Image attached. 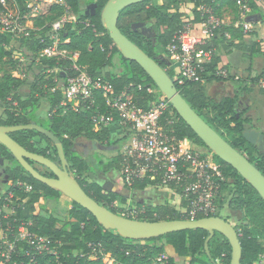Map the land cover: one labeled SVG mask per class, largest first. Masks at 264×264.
I'll return each instance as SVG.
<instances>
[{
	"label": "trees",
	"instance_id": "obj_1",
	"mask_svg": "<svg viewBox=\"0 0 264 264\" xmlns=\"http://www.w3.org/2000/svg\"><path fill=\"white\" fill-rule=\"evenodd\" d=\"M81 1H66L75 20L67 23L63 31V38L69 40L65 48L78 52V64L95 81L109 82L116 94H121L131 84L143 85V90H137L135 96L141 107L148 110L150 103L157 100L158 96L148 94L147 88H157V86L137 62L128 61L120 55L109 31L102 24L101 12L109 0H96L98 8L95 16L91 12L87 14V10L81 8ZM237 1H146L124 9L120 13L118 28L148 56L157 59L191 107L264 175V151H259L257 147L249 144L243 136V131L250 123L247 117L248 110L236 109L241 93L247 90L248 82H240L244 87L238 88L234 94L214 97L207 86L223 83L228 79L220 75L219 56H214L211 63L205 66L204 72L201 73L203 81L183 86L174 80L175 73L169 68L170 61L167 58V48L183 31L185 21L191 16L194 23L202 21L204 16L199 9L205 7L211 9L220 18H223L227 11L232 12V23L222 26L219 32L222 36L219 40H215L214 45L227 43L226 49L233 48L240 51L242 60L249 61L251 70L253 60L264 55V45L262 41L248 40V37L255 34L253 32L245 34L244 28L239 24L242 22V17ZM9 2L14 11L26 14L25 0H9ZM249 5L252 14L247 16L245 21L250 23L248 20L252 16L260 14L264 25V15L254 0H250ZM64 14L63 6L53 5L49 16L38 24L41 29L32 30L31 36L26 39L13 40L9 34H0V105L4 107V113L0 115V126L36 124L38 118L47 120V125L41 126L61 140L70 169L84 191L100 205L118 213L112 205L118 200L126 202L128 196H121L106 189V185H102L100 180L90 179L89 175H97L92 163L76 152V143L80 140L88 143H106L109 146L116 144L108 129L94 130L92 117L96 112L95 109H84L86 105L82 104L81 108L73 110L70 107L71 103L68 107H62L65 98L59 88L61 83L54 81V77L57 76L55 74L48 77L35 75L30 94L22 96L20 91L26 84V78L15 77L4 69L5 63L13 57L16 45L19 52L29 59L30 70L38 66L46 71L54 68L64 70L69 67L68 62L45 60L37 63L36 61L39 53L48 45V40L42 42V39L46 38L51 24L62 18ZM138 23L154 25L153 39L134 29V25ZM226 34L230 38H226ZM262 77L264 72L250 81L260 82ZM57 78L63 81L64 75L60 73ZM97 102L102 111L106 110L101 93L97 95ZM42 105L46 106V110L40 114ZM174 115L176 119V124L173 126L174 135L178 139L190 140L199 149L205 151V144L175 110ZM10 137L27 151L59 163L54 143L42 133L22 130L11 133ZM0 159L7 165L8 178L5 179L9 182V190L0 200V264H109L110 261L113 264H181L182 262L231 264L232 246L219 233H216L209 243L211 254L209 257L205 251V242L210 234L202 229L180 231L156 239L136 241L126 239L114 230L105 229L91 212L73 201L71 207L62 212L58 208L49 211L46 205H42L40 212L36 214L35 205L41 199L59 204L62 194L26 172L1 143ZM214 159L225 178L217 200L219 208L226 206V193L231 192L229 207L243 213V222L235 225L242 248L241 264H259L264 257V200L232 166L216 155ZM122 161L120 155L110 162L105 163L100 160V170L104 174L111 172L119 174ZM29 163L35 165L31 161ZM47 171L44 176H54L49 170ZM148 185H150L148 180L138 181L129 191H145ZM28 187H31L30 191H27ZM140 206H145L148 212L142 218L144 221L162 222L184 218L169 202L157 206ZM6 208L11 209L12 213L8 215L5 212ZM216 217L220 216L216 215ZM22 228L26 229L29 235L25 239L20 237ZM162 256H166L167 259L159 261Z\"/></svg>",
	"mask_w": 264,
	"mask_h": 264
},
{
	"label": "built area",
	"instance_id": "obj_2",
	"mask_svg": "<svg viewBox=\"0 0 264 264\" xmlns=\"http://www.w3.org/2000/svg\"><path fill=\"white\" fill-rule=\"evenodd\" d=\"M66 1L49 0L52 6H63L65 14L51 24L46 38L42 39V42L47 39L48 45L36 59L37 63L45 60L70 63L64 70H48L50 75H64L63 81L54 77L55 82L61 83L59 88L65 98L61 106L68 107L71 103L73 110L81 108L82 104L86 105L84 109L94 108V130L108 129L111 136L121 142L118 155L123 159L120 173L126 189L131 190L138 181L148 180L150 185L146 190L160 193L183 215V220L216 217L220 210L217 200L225 178L214 154L209 152V157H204L190 140L178 139L174 135V110L158 88H147V93L156 94L158 99L145 110L135 96L137 90H143V85L131 84L121 94H116L109 82L95 81L88 75L78 64L79 53L65 48L69 40L63 38V31L67 23L75 20ZM249 1H237L242 17L239 24L245 34L251 32L253 25L245 21L252 14ZM254 2L264 15V0ZM0 7V34H9L13 40L29 38L32 30L25 16L20 11H14L9 0H0ZM199 11L204 16L202 21L194 23L189 17L183 31L167 48L169 68L175 69V81L181 86L203 81L201 73L216 56L214 42L221 38L219 32L225 25L223 18L216 16L211 9L202 7ZM225 36L230 38L228 34ZM260 86L264 89V79ZM98 93L104 101V111L97 102ZM30 190L31 187H28L27 191ZM112 206L117 210L116 214L131 220L144 221L142 218L148 214L146 207L135 203L130 196L126 202L118 200ZM28 236L27 230L22 228L20 237L25 239ZM166 259L162 256L159 261Z\"/></svg>",
	"mask_w": 264,
	"mask_h": 264
},
{
	"label": "water",
	"instance_id": "obj_3",
	"mask_svg": "<svg viewBox=\"0 0 264 264\" xmlns=\"http://www.w3.org/2000/svg\"><path fill=\"white\" fill-rule=\"evenodd\" d=\"M146 1L154 0H109L101 12V22L109 31L110 37L115 43L120 55L128 61L137 62L145 70L181 119L205 144L206 148L204 150H209L222 161L232 166L264 200V175L260 170L246 156L233 148L191 107L181 95L175 82L166 70L157 62V59L148 56L118 28L120 13L124 9ZM97 8L98 5L96 3L90 4L87 9V14L91 11L92 15L95 16ZM262 21L263 18L260 14L254 15L248 20L250 23H260ZM134 29L141 31L144 36H147V34L155 35L153 24L138 23L134 25ZM22 130H35L51 139L57 149L60 165L58 162L49 158L27 151L10 137L11 133ZM243 136L249 144L257 147L259 151H264V131L246 126L243 131ZM0 143L11 152L17 163L26 172L36 180L87 209L105 229L114 230L122 237L136 241L156 239L180 231L206 230L210 234L205 242V251L209 257H211L209 243L215 237L216 233H219L232 246L231 264H241L242 248L235 226L220 217L202 218L195 221H138L124 218L100 205L84 191L74 176L69 162L66 159L61 140L44 127L37 124L10 127L0 126ZM29 161L50 170L54 178L41 174ZM3 164L4 161L0 159V165ZM105 188L107 189V187Z\"/></svg>",
	"mask_w": 264,
	"mask_h": 264
},
{
	"label": "rangeland",
	"instance_id": "obj_4",
	"mask_svg": "<svg viewBox=\"0 0 264 264\" xmlns=\"http://www.w3.org/2000/svg\"><path fill=\"white\" fill-rule=\"evenodd\" d=\"M88 3L93 4V0H86ZM161 4V3H159ZM191 7V6H189ZM35 8V7H34ZM86 10V6L84 7ZM191 13V12H190ZM233 19V14L231 11H227L224 16H223V20L226 24H229L231 22V20ZM192 20V19H190ZM255 30L261 33H263V29L259 26V25H255ZM260 37H255V36H251L249 38V40H259ZM264 42V41H262ZM227 44L222 43L219 48H218V55H227L228 51L227 49H225V46ZM240 58H241V53H240ZM26 60L25 63H23V61ZM249 61H242V63L240 62L238 65V75L240 76L241 74V69L246 70L249 66ZM30 66V61L27 57H25L24 55H22L20 52L16 53L14 55V57L11 58L10 61H7L5 63L4 69L6 72L14 75L15 77H19V78H26V84L21 88V93L22 96H28L30 94V89L31 86L34 82V76L35 75H40V76H50V74L48 73V71H46L44 68L42 67H35L33 68V70L29 69ZM237 70V69H236ZM264 71V56H260L257 57L253 60V71ZM226 69H221V76H223V78L228 77V74L226 73ZM261 71V72H262ZM46 77V78H47ZM175 80V79H174ZM219 93V94H218ZM225 93H220V92H213L211 93V95H213L214 97H220L222 95H224ZM46 106L42 105V107L40 108L41 110L39 111V113H43L45 112ZM4 113V107L3 105H0V115H3ZM40 117V116H38ZM42 118H38L36 119V124L37 125H47V120H41ZM111 138L116 142L115 145L109 146L106 143L101 144V143H88L85 140H80L78 141L77 144V154H79L80 156H82L84 159L90 161L92 163V167L94 169V172L97 175H89L90 179H97V180H101L103 179V183L102 185H106L108 190L112 191V188H110V184L112 182V180L114 179V181L116 180L117 182V190L115 191L116 193L120 194L121 196H127V194L125 193V186H124V182L122 180L121 177V173L118 174V176L116 177L113 173H110L108 175H105L104 173L101 172L100 170V166H99V161H103V162H110L112 160H114V158L119 154V150H120V143L118 144L117 142H120L118 139H116L115 136H111ZM198 148V147H197ZM198 151L200 153H202V155L204 157H209L208 155L210 154L209 151L205 150L203 151V149H199ZM216 162V161H215ZM217 163V162H216ZM7 165H5V163L3 165H0V200L1 198H3L4 196H6V193L9 190L8 184L9 182H6L7 179H5V174L3 173V170L6 169ZM34 167L41 173V174H45L48 173V169H46L45 167H42L40 165H34ZM99 177V178H98ZM108 180V181H107ZM124 186V188H123ZM120 192V193H119ZM129 197V196H128ZM232 199V193H226V199H225V204L226 206L223 207L222 209H220L217 213L218 216H220V218L224 219V220H228V222H230L231 224L235 225H239L243 222V213L240 211H236L233 210L232 208L229 207V202ZM42 205H46L49 209V211H54L56 208H58V210H60V212H62V210L67 209L68 207H71V200L68 199L67 197L63 196L60 198V202L59 204H56L54 202H46L44 199H41L39 201L38 204L35 205V209H36V214H38L40 212V207ZM5 212L9 215L12 213V210L9 208L5 209ZM235 219H237L238 221L236 222ZM109 264H113L111 261L109 262ZM183 264H185V262H183ZM259 264H264V257L262 258V260L260 261Z\"/></svg>",
	"mask_w": 264,
	"mask_h": 264
},
{
	"label": "crops",
	"instance_id": "obj_5",
	"mask_svg": "<svg viewBox=\"0 0 264 264\" xmlns=\"http://www.w3.org/2000/svg\"><path fill=\"white\" fill-rule=\"evenodd\" d=\"M95 3L96 0H93ZM88 2L86 0L81 1V8L84 10L85 6L87 9ZM25 9L26 14L25 20L28 25V27L31 30L38 31L41 28L38 26V24L46 17L49 16V11L53 7L49 0H25ZM35 7V8H34ZM192 17V16H191ZM190 17V18H191ZM41 18V19H40ZM225 23V22H224ZM232 23V20L229 24ZM226 24V23H225ZM255 25H259L263 29V33L255 30ZM251 32H253L255 37H260L259 40L256 41H264V25L259 23H253L251 26ZM250 37H248L249 40ZM255 41V40H250ZM222 43H219L216 46V56L218 55V48ZM227 44V43H226ZM264 45V42L262 43ZM18 46L16 45L14 48V54L19 52L17 49ZM226 49V47H225ZM228 54L227 55H220L221 58V64L220 69H226V73L228 74L227 80L223 83H214L207 86V88L210 90V93L213 92H220L225 94H234L236 91H238V88L244 87V85L240 84V82H248V85L246 87L245 93H241L240 100L237 102L236 109L238 111H244L248 110L247 117L250 120V123L248 126L252 128H257L258 130L264 131V89L261 88L260 84L261 81L264 79L262 77L260 79V82L252 83L250 80L252 78H256L260 76L264 71H253V64L251 66L250 70V64L246 70H239L241 71L240 76L238 75V65L241 62L242 63V54L240 58V51L229 48L227 49ZM264 56V55H263ZM170 67V64H169ZM237 69V70H236ZM172 70L175 73V69L172 68ZM219 94V93H218ZM118 176V175H117ZM116 176V177H117ZM108 181V180H107ZM117 181L114 179L111 182L110 188H112V191H118L117 190ZM124 188V186H123ZM116 193V192H115ZM120 193V192H119ZM125 193L128 194L133 201H139L142 205H148V206H157L159 204H164L165 202H168V200H164L160 193L153 191V190H145V191H127L125 190ZM183 264V262L181 263Z\"/></svg>",
	"mask_w": 264,
	"mask_h": 264
},
{
	"label": "flooded vegetation",
	"instance_id": "obj_6",
	"mask_svg": "<svg viewBox=\"0 0 264 264\" xmlns=\"http://www.w3.org/2000/svg\"><path fill=\"white\" fill-rule=\"evenodd\" d=\"M89 5H90V4H89ZM89 5L87 6V9H88ZM87 9H86V10H87ZM90 12H91V11H90ZM91 13H92V12H91ZM140 32H141V31H140ZM154 36H155V35L147 34L146 37L149 38V39H153ZM35 165H38V164L35 163ZM59 165H60V163H59ZM40 166H41V165H40ZM49 171H50V170H49ZM50 172H51V171H50ZM3 173L5 174V177H7V175H6V169L3 170ZM51 173H52V172H51ZM111 173H113L115 176L118 175V174H116L115 172H111ZM52 174H53V173H52ZM108 174H110V173H108ZM108 174H105V175H108ZM7 178H8V177H7ZM51 178H54V176L51 177ZM98 178H99V177H98ZM7 181H8V179L6 180V182H7ZM100 181H101V183H103L104 180L101 179ZM134 202L137 203L138 205H142V204H140L139 201H137V200L134 201Z\"/></svg>",
	"mask_w": 264,
	"mask_h": 264
}]
</instances>
